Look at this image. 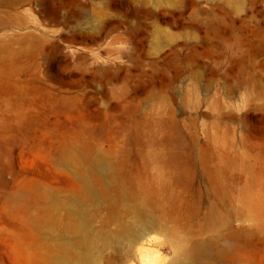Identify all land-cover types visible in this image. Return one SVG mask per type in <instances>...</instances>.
Wrapping results in <instances>:
<instances>
[{
	"label": "rangeland",
	"instance_id": "rangeland-1",
	"mask_svg": "<svg viewBox=\"0 0 264 264\" xmlns=\"http://www.w3.org/2000/svg\"><path fill=\"white\" fill-rule=\"evenodd\" d=\"M57 198L109 232L145 200L101 264H264V0H0V264H40Z\"/></svg>",
	"mask_w": 264,
	"mask_h": 264
},
{
	"label": "bare ground",
	"instance_id": "bare-ground-1",
	"mask_svg": "<svg viewBox=\"0 0 264 264\" xmlns=\"http://www.w3.org/2000/svg\"><path fill=\"white\" fill-rule=\"evenodd\" d=\"M57 8L52 7L51 22L55 25ZM94 164L105 173L111 171V165L107 158L98 156ZM68 208V204L57 198L55 206L47 207L43 204L37 208L34 218L42 229L53 239L52 245L43 246L44 255L40 264H101L102 254L107 248H126L127 255L134 257V244L142 238L144 231L156 227V220L147 213L145 200L134 198V202L127 206V210L133 214L129 221H122L114 231H94L88 226L83 217L84 210L78 201L69 205V210L78 215V219L63 221L59 209ZM151 230V229H150ZM143 246H151L155 238L148 236L143 239ZM213 249L209 241H202L194 245L184 243L177 254L167 264H207L205 257ZM141 252V250H140ZM124 253V252H123ZM222 255V250H217ZM142 264H162L156 259H142L135 257Z\"/></svg>",
	"mask_w": 264,
	"mask_h": 264
}]
</instances>
